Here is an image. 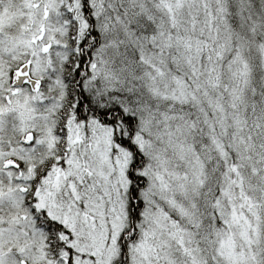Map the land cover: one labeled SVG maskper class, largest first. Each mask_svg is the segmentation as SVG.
Masks as SVG:
<instances>
[{
    "label": "snow or ice",
    "instance_id": "1",
    "mask_svg": "<svg viewBox=\"0 0 264 264\" xmlns=\"http://www.w3.org/2000/svg\"><path fill=\"white\" fill-rule=\"evenodd\" d=\"M0 264H264V0H0Z\"/></svg>",
    "mask_w": 264,
    "mask_h": 264
}]
</instances>
